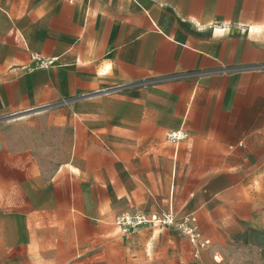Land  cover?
I'll return each mask as SVG.
<instances>
[{
  "label": "crops",
  "instance_id": "0c3cea01",
  "mask_svg": "<svg viewBox=\"0 0 264 264\" xmlns=\"http://www.w3.org/2000/svg\"><path fill=\"white\" fill-rule=\"evenodd\" d=\"M0 264H264V0H0Z\"/></svg>",
  "mask_w": 264,
  "mask_h": 264
},
{
  "label": "built area",
  "instance_id": "2783aa9c",
  "mask_svg": "<svg viewBox=\"0 0 264 264\" xmlns=\"http://www.w3.org/2000/svg\"><path fill=\"white\" fill-rule=\"evenodd\" d=\"M36 68L47 69L53 65L52 60L43 59L37 55L31 56ZM167 140L176 142L182 138L180 133H170L166 136ZM115 225L123 233H131L141 227L151 228H173L181 235L185 236L194 246L196 256L205 249L209 244L204 240L193 218H185L177 222L171 213L167 214H151V215H122L115 219ZM215 260L218 258L215 256Z\"/></svg>",
  "mask_w": 264,
  "mask_h": 264
},
{
  "label": "rangeland",
  "instance_id": "374dc122",
  "mask_svg": "<svg viewBox=\"0 0 264 264\" xmlns=\"http://www.w3.org/2000/svg\"><path fill=\"white\" fill-rule=\"evenodd\" d=\"M116 232H117V234H119L120 232H119V230H116Z\"/></svg>",
  "mask_w": 264,
  "mask_h": 264
},
{
  "label": "bare ground",
  "instance_id": "6f19581e",
  "mask_svg": "<svg viewBox=\"0 0 264 264\" xmlns=\"http://www.w3.org/2000/svg\"><path fill=\"white\" fill-rule=\"evenodd\" d=\"M219 29V28H218Z\"/></svg>",
  "mask_w": 264,
  "mask_h": 264
}]
</instances>
